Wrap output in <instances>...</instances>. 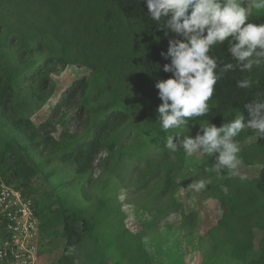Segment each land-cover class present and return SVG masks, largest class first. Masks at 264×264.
<instances>
[{
	"label": "trees",
	"instance_id": "16d2710c",
	"mask_svg": "<svg viewBox=\"0 0 264 264\" xmlns=\"http://www.w3.org/2000/svg\"><path fill=\"white\" fill-rule=\"evenodd\" d=\"M248 22L264 23V9H251ZM157 27L144 0H0V180L32 201L38 257L42 243L56 239L63 242L56 264H156L144 234L123 225L116 186H132L136 204L146 196L152 224L146 227L156 229L167 216L179 214V228L191 234L197 214L185 212L184 202L176 199L185 188L189 156L168 150V136H195L208 122L219 127L241 114L245 103L264 99V64L251 72L231 71L215 85L209 113L190 120L189 132L162 130L154 85L170 73L162 70L169 62L160 56L167 38ZM211 55L234 63L227 42ZM71 68L86 75L58 90L55 79ZM245 77L252 87H237ZM45 108L46 118L36 122ZM253 131L245 129L235 141L246 142ZM254 135L255 142L238 153L242 166L260 167L250 180L227 170L217 176L215 158L203 154L207 173L201 179H211L206 196L223 209L207 232L221 231V245L213 256L202 251L204 264H224L225 256L230 264H264V138ZM76 183L87 192L84 202L66 190ZM90 196L104 203L93 207ZM107 206L112 207L105 212ZM254 230L261 232L256 248Z\"/></svg>",
	"mask_w": 264,
	"mask_h": 264
},
{
	"label": "clouds",
	"instance_id": "9594fccd",
	"mask_svg": "<svg viewBox=\"0 0 264 264\" xmlns=\"http://www.w3.org/2000/svg\"><path fill=\"white\" fill-rule=\"evenodd\" d=\"M149 17L167 38L166 51L160 56L169 61L162 65L166 79L155 82L158 98L157 120L162 130L189 132V122L210 111L209 101L215 85L228 72H251L264 64V23L249 21L251 9H264V0H144ZM159 39V38H157ZM227 42V53L233 62L224 63L211 55L217 45ZM237 87H252L250 78L236 82ZM259 96V94H258ZM246 112V116L243 114ZM245 129L255 130L264 138V99L243 105V111L219 127L208 122L192 136L169 135L165 147L172 153L180 150L187 156L207 154L215 158L212 171L220 176L246 179L239 172L242 161L235 138ZM211 179H199L190 187L203 191Z\"/></svg>",
	"mask_w": 264,
	"mask_h": 264
},
{
	"label": "rangeland",
	"instance_id": "374dc122",
	"mask_svg": "<svg viewBox=\"0 0 264 264\" xmlns=\"http://www.w3.org/2000/svg\"><path fill=\"white\" fill-rule=\"evenodd\" d=\"M255 11L257 9H254ZM86 75L85 70L71 68L65 70L60 77L55 79L57 83L58 90L64 89L71 81L83 77ZM48 114V109L45 108L34 117L36 122H39L46 118ZM255 130L253 135L243 143H238L240 150L244 146H249L255 142ZM203 154H193L189 156L186 162V167L183 172L185 181L183 180V186L185 187L183 191H179L176 195V199L184 202L185 212H195L197 214V227L189 234V232L183 231L179 228L181 218L179 214H171L163 219L160 225L156 229L146 227L150 222V213L148 212L150 206H147L144 199L141 203H137L138 193L132 186H116L114 193L117 197V202L121 217L123 215V225L132 233H143L145 241L149 242L151 247H149V252L154 254L156 259V264H204L203 252L207 251L208 256H213L216 253L215 246L221 245L223 234L221 231H217L214 234L208 236L207 232L215 227L221 217L222 207L217 203V201L212 200L206 196L205 190L197 192L193 190L190 185L196 180L201 179L207 173L203 169ZM239 172L241 175L245 176L246 179L250 180L258 176L260 172L259 166H239ZM197 173V174H196ZM99 175V170L95 169L94 177ZM59 175H54L53 182L58 183ZM234 178H240L239 176H234ZM103 179L99 180V191L102 188ZM97 182V181H96ZM132 184V183H131ZM34 185L41 187L42 191H45V186H41L40 181L35 180ZM114 184H110V187ZM96 186H94V191H96ZM71 195H75L79 199V202H84L85 192L77 183L69 188ZM92 190V188H91ZM86 197L87 194H86ZM92 206H98V203H104L97 196H90ZM89 197V198H90ZM144 200V201H143ZM109 201V200H108ZM107 201V202H108ZM112 204V202L110 201ZM139 204V205H138ZM112 206H107L105 209L111 208ZM137 208V209H136ZM105 212L103 214L105 215ZM104 215L99 216L101 221V226H104ZM121 217L119 218L121 220ZM108 222V219H105ZM169 226V228L167 227ZM107 236L110 232L106 229ZM254 248L257 247V243L261 238V232L254 230ZM198 242H200L198 244ZM198 244V247L197 246ZM63 246V242L56 239L45 240L42 243L41 249L42 254L39 257L38 264H56V257L59 256V252ZM147 247V245H145ZM203 251V252H202ZM220 253V252H219ZM221 255V253H220ZM222 258V256L220 257ZM229 257H224V264H230Z\"/></svg>",
	"mask_w": 264,
	"mask_h": 264
},
{
	"label": "built area",
	"instance_id": "2783aa9c",
	"mask_svg": "<svg viewBox=\"0 0 264 264\" xmlns=\"http://www.w3.org/2000/svg\"><path fill=\"white\" fill-rule=\"evenodd\" d=\"M0 220L4 238L0 261L4 264H38V220L32 201L21 189L0 180Z\"/></svg>",
	"mask_w": 264,
	"mask_h": 264
}]
</instances>
